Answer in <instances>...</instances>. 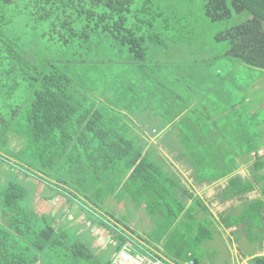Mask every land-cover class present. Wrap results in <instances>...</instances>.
Instances as JSON below:
<instances>
[{
  "label": "trees",
  "instance_id": "obj_1",
  "mask_svg": "<svg viewBox=\"0 0 264 264\" xmlns=\"http://www.w3.org/2000/svg\"><path fill=\"white\" fill-rule=\"evenodd\" d=\"M178 2L183 3L181 8L172 7ZM193 2L0 0V166L8 165L43 182L68 203L80 204L82 200L84 204L79 206L85 216L113 233L116 253L136 239L151 256L162 257L136 237L126 220L105 207L103 200L102 204L93 201L96 193L82 195L72 185L96 182L100 176L105 184H111L107 191L117 201L128 196L134 203L147 194L152 200H141L146 207L157 204L170 212L169 199L175 200L181 181L170 171L172 176L167 173L162 182L163 169L152 159L151 149L168 134L175 132L183 144L185 153L182 151L180 159L195 170L197 184L224 179L228 184L248 186L264 182L260 173L264 160L257 154L263 132V120L257 118L262 113L255 107L238 111V105L248 99L245 91L250 86L242 87L244 96L236 101L232 89H218L224 82L219 79L213 85L216 98H211L210 108L198 118L193 114L196 103L193 107L176 106L167 116L165 111L154 110L158 105L154 101L167 105L165 96L151 101L153 92L148 87L150 101L146 99L149 81L144 82V77L170 62L163 54L165 31L184 22V3L192 7ZM203 2L204 15L211 22L230 24L213 37L228 45L222 56L264 78V0ZM152 46L158 47L152 50L158 54V66L148 64ZM175 72L172 64L162 75L177 78ZM257 79L254 77L252 83ZM140 91L143 100L139 99ZM99 92L119 96L110 102ZM135 101H140L137 117L132 113L138 104ZM157 117L162 118L160 123L149 127L148 122ZM225 122L231 138L235 129L238 131L242 149L231 148L234 159L223 171L219 170V159L211 157L207 162L203 152L210 147L209 153L216 154L212 142L216 145L218 141H213L211 134L213 127L223 128ZM12 137L21 143L16 151L7 147ZM246 156L252 158L253 172L242 181L236 172ZM209 166L219 171L207 175ZM167 182L170 184H164ZM27 196L20 182L11 178L3 182L0 172V264H112L115 258L96 255L71 228L55 227L48 214L38 216L29 210ZM251 264H264V256L255 257Z\"/></svg>",
  "mask_w": 264,
  "mask_h": 264
},
{
  "label": "rangeland",
  "instance_id": "obj_2",
  "mask_svg": "<svg viewBox=\"0 0 264 264\" xmlns=\"http://www.w3.org/2000/svg\"><path fill=\"white\" fill-rule=\"evenodd\" d=\"M184 4L187 7L183 12V16L185 18L183 20L184 22L175 24L173 29L169 32L165 31L166 40L164 42L165 47H163V54H165V56L167 55L166 58L170 60V62H165L164 67L159 65L158 68L153 69L147 74V78L144 77V82L149 81V83H147V88H152L153 96L151 97V101H154V99L157 100L162 96L167 98V105L165 103L159 104L160 101H154L155 103H158L157 110L154 109L156 113H163L165 111L167 116H169L176 106H180L181 104H190L191 106H194L196 103L193 108V114L196 116V118H198L200 114L204 112V109L208 111L210 108L212 103L211 98H216V90L213 91V85L216 86V84L220 82L219 79L222 78L224 79V82L222 86L218 87V89H232V97L236 101H241L244 96L242 87L246 88L247 86H250L248 87L249 89L246 88L245 91L246 94L248 93V99H246L244 103H240L238 105V111L243 113L246 107H248V109L255 107L262 113V115L258 116L257 119L264 121V82L262 86L257 85L255 87L257 88L256 90L251 89L254 87V83L259 84L264 78H261L258 72L248 70L246 67L239 65L240 63H236L233 60L227 59L225 56L223 57L222 55L227 51L228 48L227 43L217 42L213 38L215 34L220 31H224V29L228 28L230 24L223 22H211L207 17H205L203 11V0H194L192 7L188 3ZM166 6L168 5L166 4ZM177 6L181 8L183 3L178 2L172 5V7ZM181 10L183 11L184 9ZM159 23H161V21ZM160 31L161 28L156 30L157 33H160ZM163 35L164 31L162 32V36ZM150 48L152 49H149L147 54L148 64L152 65L153 62L158 66V54L157 52H152V50H155L158 47H155L154 49L152 46ZM172 64L176 71L175 74L178 76L177 78H172L168 75H162L164 71H170ZM113 69L116 71L115 66H113ZM118 69H120V67ZM158 75H160L162 78ZM154 77L156 79H153ZM254 77L258 79L252 83ZM142 86L143 83H141L140 89ZM98 95L105 96V98L108 99V101L110 100V102H115L116 96H119V94L116 93L104 92H99ZM145 95L146 99H149L150 101V88H148V92H145ZM139 99H144L142 91H140ZM135 102L138 104L132 108L133 117H137L140 110V101ZM154 102H152V104ZM104 103H106V101ZM191 106L188 108L193 107ZM159 118L155 119V122H148L150 123L148 126L150 127L154 125V123L159 124L162 119L161 117ZM250 119L251 121L253 120L252 118ZM128 122L132 124L131 120ZM225 123V127L223 128H220L219 126L213 127L211 138L213 141L214 139L218 141L216 145L214 142H212V146L214 145L213 148L215 150L217 149L216 154L214 155L209 153L211 150L210 147L205 148L203 152V155L206 156L207 162L211 157H215L213 161L219 159V170L223 171L224 169H227L226 163L231 158L234 159V150L232 149H237L238 151L242 149L238 142V131L235 129L231 138L227 132L228 122ZM219 125L223 126V122H221ZM261 129L264 131V124L262 125ZM191 137L192 136H190V138ZM182 138L183 137H181V141ZM178 141V136L175 132H173L163 137L161 142H157L155 144L156 148H151L154 151L152 159L156 160L159 163L160 168L163 169L161 173L162 182H165L166 180L164 175H171L172 173H170V171H174L173 168L169 167L165 163V155L171 158L174 167L176 166L178 169H180V171L186 169V160L180 159L182 151L185 153V148L183 144L181 142L179 144ZM7 143L8 149L13 151H16L21 146V143L13 137L10 138ZM147 147L148 146H146V148ZM144 150L147 149L144 148ZM203 155H201L199 158H201ZM237 163L238 162H236V164ZM237 166L238 165H236V167ZM214 167V169H212L210 166L209 168L205 167V172L207 175H210L209 173L216 169V166ZM0 172L2 174L3 182H6L9 178H11L17 182H20L24 186L28 193L26 202L28 204L29 210H32L38 216H41L42 214H48V216L53 219V224L55 227L63 228L65 226L71 228V231L76 232L77 237L85 244L90 246L96 255H102L107 260L115 258L114 264H124L123 262L125 258H129L130 252L126 254H124L125 252L122 253V250L118 253L115 252L117 241L116 238L113 237V233L107 231L101 226L99 227L95 221H92L85 216V211L82 210L81 206H79L80 204H84L82 200L80 201V204L68 203V199L63 198L60 195H54V192L51 191L43 182L31 178L30 176H24L22 172L8 165L2 164L0 166ZM181 173L182 174L178 175V177L181 181V184H183L184 180H182V176L186 175L189 178L190 172L187 171L186 174L184 172ZM260 173L264 174L262 172ZM218 183L219 182H215L214 184ZM164 184L170 183L167 182ZM255 184H264V182ZM108 185L110 186L111 184H105V182L99 176V181L91 182L90 180H86V182H82L81 184H73L72 186L75 187V189L78 190L82 195L96 193V195L93 197L97 199L95 200L92 198L93 201L102 204L101 200H103L105 207L111 210L115 209L114 212L117 217H126L128 219L127 225L133 228L136 235L140 234L144 240L157 247V249L162 251L165 255L170 256L172 261H175V264H188L187 253L190 252V250L193 252V255H197L198 249L200 250V246L198 245L201 241L204 239H214L217 237L214 234V229L209 227L208 222L202 220L195 222L191 217H186L183 220L182 216L186 215L187 210H185V206L177 199H169L172 210L168 213H166L165 209L162 208L161 205H153L150 203L152 205L147 207V214L149 216H147V214H145V216L142 215L143 218L145 217L148 219V227L147 229L145 228V231H143V227L141 226L143 218L138 220L136 225L133 224L135 220H137V217L130 218L125 211V208L129 210V215L131 216L134 211L132 209V205L129 203L128 205H125L127 204V200L125 198H123L121 201H117L113 196L110 197L107 191L109 188ZM51 195L53 196L51 199H44L45 197H50ZM138 198L139 199L134 201V203L136 208H138V213H140L142 210L141 207H143L142 205L144 204V201H141L142 198L150 200H152V198L147 194L145 196L141 195ZM247 210L243 211L241 215L242 218L246 217L247 215L251 218V216H249L250 213ZM181 211L182 213H180ZM176 216L179 217V219L181 218L180 220L178 219V222ZM256 223L257 222L254 220L247 222V228H245L244 231L250 234L252 229L250 228V224ZM198 225H201V227H199L196 236L192 233V229ZM204 234L205 237L200 239L199 237H202ZM256 236L257 235L254 237ZM162 239L165 240L162 241ZM128 244V246L134 251L146 255L142 250L138 251L140 247L134 245L131 241H129ZM215 244V240H212L211 243L207 245V247L213 249L216 247ZM222 245L223 241L221 243V249ZM262 252H264V250ZM153 258L163 261L161 258ZM192 258L195 257L192 256ZM125 264H129L127 260Z\"/></svg>",
  "mask_w": 264,
  "mask_h": 264
},
{
  "label": "crops",
  "instance_id": "obj_3",
  "mask_svg": "<svg viewBox=\"0 0 264 264\" xmlns=\"http://www.w3.org/2000/svg\"><path fill=\"white\" fill-rule=\"evenodd\" d=\"M263 82L264 79L259 84L254 83V87H252L251 89L256 90L257 88L255 87L257 85L262 86ZM146 110L148 111V108H146ZM263 134L264 131L262 132V136H260V142L262 143V145L260 146L257 154L262 156L264 160ZM164 157L165 163L169 167L173 168V172H175L177 175H181V172H184L185 174L187 171L190 172L189 178L183 173L185 175L182 176V180H184L183 184H179V189L176 190L174 195L175 199L179 200L180 203L185 206V210H187L186 215L182 216L183 220L186 217H191L195 222H199L201 220L206 221L209 223V227L214 229V234L215 236H217L214 239H204L203 241H201L198 245L200 246V250L198 249L197 255H193V252H191L190 250V252L187 253L188 262L191 261L195 264H251V260L255 258H253V256L264 254V252H262L264 250V184H249L250 186H248V184H228V179L220 180L218 181V184H214V182H203L201 184H197L194 181V169H192L188 165H185L187 170L184 169L185 171H180V169H178L176 166H173L171 158L166 155ZM251 161V157L246 156L245 158H242V163L236 172L237 177H239L242 181H244L248 176L250 177V174L253 172ZM263 171L264 169L262 170V173H264ZM125 199L127 200V204L125 205H128V203L131 204L132 209L134 210L130 216L129 210L125 208L126 214L130 218L137 217V220H135V222L133 223L136 225V222L142 219L145 214H147V207L144 203L142 205L143 207H141L142 210L140 211V213H138V208H136L133 201L128 196H126ZM197 204L202 205V207H196ZM162 208H164L166 213H168L166 207L162 206ZM113 210L115 211V209ZM244 210H247L250 213L249 216L252 215V217L250 218L248 217V215H245L246 217L242 218L241 215ZM180 213H182V211ZM147 216L149 215L147 214ZM121 218H124L126 222H128V219L126 217ZM178 219L179 217H177V222ZM251 220H254L257 223L250 224V228L252 229L251 233L249 234L245 232L244 229L247 228L246 223ZM141 226L143 227V231L147 229V218H143ZM199 227H201V225H198L197 227L192 229V233L196 236ZM130 229L133 233H135L133 228L130 227ZM255 235L257 236L254 237ZM136 237H140L145 243L150 245V247L155 248L160 256H162L160 257L162 260L175 264V261L173 262L170 256L165 255L162 251L157 249V247L144 240L140 234H138ZM204 237L205 234L199 238L201 239ZM132 240L134 241H132L134 245H137L136 243L140 245V248L138 247V251L144 249L141 242L137 241L136 239ZM164 240L165 239H162V241ZM212 240H215L216 247L210 249L207 247V245L211 243ZM222 241L223 245L221 249ZM128 243L125 245V247L129 245ZM127 248L131 250L129 251L131 256H136L137 258L141 255L140 252L133 251V249H131L130 247ZM146 251V249L143 250V253L146 254L145 256L147 258L154 257L151 256V251ZM137 254L139 255L137 256ZM192 256H194L195 258H192Z\"/></svg>",
  "mask_w": 264,
  "mask_h": 264
},
{
  "label": "built area",
  "instance_id": "obj_4",
  "mask_svg": "<svg viewBox=\"0 0 264 264\" xmlns=\"http://www.w3.org/2000/svg\"><path fill=\"white\" fill-rule=\"evenodd\" d=\"M127 247H129V246H127ZM127 247H123L122 248V253H124V254H126V253H128L129 251H131V250H129ZM134 251V250H133ZM139 254H137V256H138ZM126 260L128 261V263L129 264H166L165 262H163V261H160V260H158V259H156V258H147L145 255H143V254H141L139 257H137L136 258V256L135 257H133V256H131V254H130V256H129V258H125V260H124V264L126 263ZM114 261H115V259L113 260V262H112V264H114ZM188 264H193V262H188Z\"/></svg>",
  "mask_w": 264,
  "mask_h": 264
},
{
  "label": "water",
  "instance_id": "obj_5",
  "mask_svg": "<svg viewBox=\"0 0 264 264\" xmlns=\"http://www.w3.org/2000/svg\"><path fill=\"white\" fill-rule=\"evenodd\" d=\"M260 256H264V254H258V255H255V256H253V258H254V257H260Z\"/></svg>",
  "mask_w": 264,
  "mask_h": 264
}]
</instances>
